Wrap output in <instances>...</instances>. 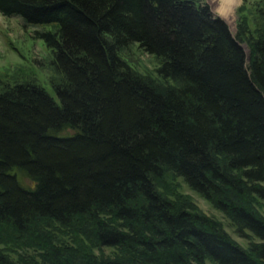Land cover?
Here are the masks:
<instances>
[{
	"label": "trees",
	"instance_id": "16d2710c",
	"mask_svg": "<svg viewBox=\"0 0 264 264\" xmlns=\"http://www.w3.org/2000/svg\"><path fill=\"white\" fill-rule=\"evenodd\" d=\"M253 1L236 10L235 37L198 0H0L23 27L50 25L33 34L59 75L56 98L35 79L0 85V239L39 251L0 247V264H264L253 204L264 203V0ZM132 43L157 78L118 56ZM172 177L258 241L243 248L167 198Z\"/></svg>",
	"mask_w": 264,
	"mask_h": 264
},
{
	"label": "rangeland",
	"instance_id": "374dc122",
	"mask_svg": "<svg viewBox=\"0 0 264 264\" xmlns=\"http://www.w3.org/2000/svg\"><path fill=\"white\" fill-rule=\"evenodd\" d=\"M198 1L200 4H206L212 15L222 19L226 23L229 32L236 37L238 21L240 20L239 13L236 10L243 3L242 0H228V3L226 2L227 0ZM251 3L254 4L255 1L245 0L241 12L249 9ZM21 23L23 24V21L19 16L5 17L0 15V85L4 82L13 83L19 80L26 82L35 79V82L43 87L51 97L56 98L51 84L58 79L59 75L50 66L49 52L42 39L35 37L33 34V30H41L50 27V25L38 24L36 26L28 25L23 27ZM247 27L249 30H253V23L248 21ZM240 45L247 56L249 48L244 39L240 42ZM118 56L125 60L132 70L142 74V76L157 78L155 74L157 61L151 55L142 51L136 43L120 49ZM166 180L160 190L167 198L177 200L176 202H179L180 205L197 210L201 214L215 219L221 224V227L229 237L243 248L247 247L248 242L258 241L257 238L249 233H247L248 235L245 238L238 236L229 220L205 198L191 190L181 178L172 177V180L170 178ZM256 200L254 199L253 203L254 209L264 217V203L257 198ZM52 226L54 235L59 238L56 240L57 243L69 241L68 236L71 235L68 234L69 232L66 228L55 224ZM9 234H6L7 238L0 239V247L12 259H15L18 253L36 255V252H39L27 246H14L16 242L11 239L14 235L11 233L10 236ZM81 243L82 245H87L84 240ZM91 249L94 254H102V256H113L116 253L115 249L107 247L97 248L92 246Z\"/></svg>",
	"mask_w": 264,
	"mask_h": 264
},
{
	"label": "bare ground",
	"instance_id": "6f19581e",
	"mask_svg": "<svg viewBox=\"0 0 264 264\" xmlns=\"http://www.w3.org/2000/svg\"><path fill=\"white\" fill-rule=\"evenodd\" d=\"M231 1H233V0H231ZM231 1H230V2H231ZM226 2L228 3V0H227Z\"/></svg>",
	"mask_w": 264,
	"mask_h": 264
}]
</instances>
